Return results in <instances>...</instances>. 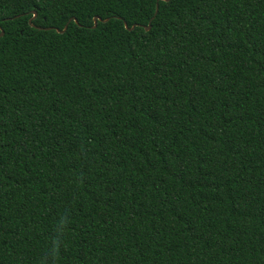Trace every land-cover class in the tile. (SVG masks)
<instances>
[{"label":"trees","instance_id":"16d2710c","mask_svg":"<svg viewBox=\"0 0 264 264\" xmlns=\"http://www.w3.org/2000/svg\"><path fill=\"white\" fill-rule=\"evenodd\" d=\"M0 29V264H264V0H0Z\"/></svg>","mask_w":264,"mask_h":264},{"label":"water","instance_id":"95a60500","mask_svg":"<svg viewBox=\"0 0 264 264\" xmlns=\"http://www.w3.org/2000/svg\"><path fill=\"white\" fill-rule=\"evenodd\" d=\"M157 11V8L155 9V12ZM35 16V13H33V16H32V18ZM71 20H73L75 23H76V20L74 19V18H70V20L69 21H71ZM108 19H101L100 17H94L93 18V25H92V28H94L95 26H96V23H97V21H100V22H106ZM68 21V22H69ZM30 22V21H29ZM150 23V22H149ZM149 23H148V25H147V27H145V30H148L149 29ZM66 26L67 25H65L64 26V28L62 29V30H59V29H57V28H54V30H55V32H57V33H63L65 30H66ZM123 26H124V28L125 29H127V30H129V31H131V30H133L134 29V27H135V25H132L130 28L127 26V24L125 23V22H123ZM47 29H50V28H47ZM3 35V31L0 29V36H2Z\"/></svg>","mask_w":264,"mask_h":264}]
</instances>
